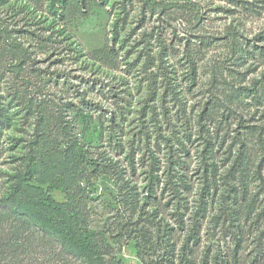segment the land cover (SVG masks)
<instances>
[{"label":"rangeland","instance_id":"obj_1","mask_svg":"<svg viewBox=\"0 0 264 264\" xmlns=\"http://www.w3.org/2000/svg\"><path fill=\"white\" fill-rule=\"evenodd\" d=\"M55 9L53 0H0V108L10 119L0 143V193L34 132L26 107H63L81 142L85 126L96 123L91 153L119 170L93 185L104 219L131 223V237L116 245L119 256L126 264H185L181 248L198 228L191 259L200 264L206 249L227 255L241 237L222 199L237 184L229 188L223 177L241 135L251 155L240 176L249 191L240 258L251 261L264 250L257 140L261 128L264 137V0H88L86 11L69 0L64 17ZM5 33L20 46L15 59ZM76 113L88 118L81 124ZM151 177L157 199L147 197ZM123 187L140 199L135 216L124 214ZM52 194L66 199L62 190ZM144 225L159 242L154 253L137 243Z\"/></svg>","mask_w":264,"mask_h":264},{"label":"trees","instance_id":"obj_2","mask_svg":"<svg viewBox=\"0 0 264 264\" xmlns=\"http://www.w3.org/2000/svg\"><path fill=\"white\" fill-rule=\"evenodd\" d=\"M76 1L81 9L86 11L88 0ZM68 4L69 0H53L58 16L64 17ZM3 35V39L9 42L8 52L13 54L15 59L17 54H20V46L16 45L7 33ZM26 109L29 119L35 120L34 132L27 144V154L20 159L17 171L10 176L7 187L0 193V264H126L119 256L120 249L116 245L121 243L123 238L131 237L130 221L121 219L123 223L120 225L114 220L109 222L104 219L102 211H98L93 204L95 179L101 175H116L119 171L108 158H96L91 153L89 143L98 137L100 129L96 123L87 124L86 141L81 142L72 132L75 124L65 119L64 110H61L63 107ZM2 110L0 108V143L3 131L10 126V119L1 112ZM79 116L81 124L88 118L85 113H76V118L79 119ZM258 134L262 163L263 128ZM236 140H241L240 147L235 152L234 161L223 177V182L228 184L229 188L234 180L237 184L231 187L222 199L229 201L227 214L235 226L233 233L235 236L241 233V237L237 248L227 255L206 249L202 252L200 264H242L240 250L244 229L240 223H244L248 218L242 204L249 191L244 180L240 181V176L243 177L249 168L251 151L248 149L247 139H242L240 135ZM236 145L237 142H234L232 149L236 148ZM120 147L121 144L116 142L113 147L116 154H120ZM214 152L206 147L205 157L212 158L211 154ZM132 166H135L134 162ZM206 172H210L208 167ZM211 172L215 177L218 172L216 163ZM215 183L217 184V180ZM149 184L150 194L147 197L157 199L156 195L151 194L156 184L154 177H151ZM211 188L213 185L210 190ZM123 189L125 191L122 195V206L126 211L124 214L135 216L139 210L140 199L130 189ZM54 190H62L66 199L56 200L52 194ZM206 208L207 206L200 207L196 215ZM248 210L252 212L250 208ZM142 230L139 235L141 241L138 240L137 243L139 246L143 243L146 251L154 253L159 242L152 236V227L144 225ZM165 233L168 234L167 230ZM189 237L181 248L182 257L185 264H197L198 262L191 258L193 246L198 245V228H191ZM167 243L172 246L169 240ZM259 258H264V250L257 253L247 264H261L257 262ZM151 262L160 264L159 260ZM171 262L174 264L175 261Z\"/></svg>","mask_w":264,"mask_h":264}]
</instances>
